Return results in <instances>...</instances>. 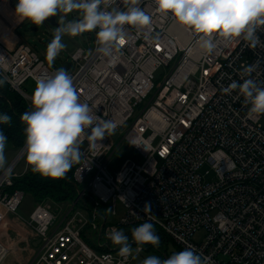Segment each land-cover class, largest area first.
<instances>
[{"label": "built area", "instance_id": "2783aa9c", "mask_svg": "<svg viewBox=\"0 0 264 264\" xmlns=\"http://www.w3.org/2000/svg\"><path fill=\"white\" fill-rule=\"evenodd\" d=\"M132 6L149 14L152 23L143 29L125 26L126 43L115 65L95 51L96 43L66 62L80 102L101 119L114 121L115 132L123 136L118 145L113 135L95 145L82 138L73 181L79 198L90 197L94 206L89 210L81 202L58 225L48 204L36 205L28 220L18 219L26 195L6 190L19 177L15 170L22 159V175L30 169L26 150L7 167L10 173H0V232L17 236L12 245L0 238V264L22 236L28 247L40 241L30 264H130L133 252L121 257L106 233L144 222L165 232L181 250L191 246L209 256L212 264H264V114H251L238 91L222 90L232 80L248 78L243 69L251 64L259 65L251 78L264 82V47L249 48L242 37H216V49L206 53L197 34L159 13L154 0L136 5L114 0L111 5L122 11ZM15 9L14 0H0V74L7 76L11 90L32 103L24 86L36 85L58 69L18 36L26 21L18 19ZM258 35L264 41V32ZM167 68L170 72L157 85L158 72ZM123 143L140 162L128 159L111 173V157ZM207 166L215 174L213 181H205L210 170L200 173ZM149 202L152 215L142 211ZM105 205L112 209L108 215L100 214ZM118 205L123 215L117 222L110 217H117ZM14 222L21 224V234ZM85 226L98 232L92 245L83 234ZM201 230L205 237L197 243L193 238ZM136 249L137 254L146 250Z\"/></svg>", "mask_w": 264, "mask_h": 264}, {"label": "clouds", "instance_id": "9594fccd", "mask_svg": "<svg viewBox=\"0 0 264 264\" xmlns=\"http://www.w3.org/2000/svg\"><path fill=\"white\" fill-rule=\"evenodd\" d=\"M139 0H132L136 5ZM114 0H18L15 13L19 20L42 25L50 17H59L53 39L48 43L46 61L52 65L66 48L63 36L76 37L83 33H96L97 53L110 58L115 65L126 43L125 26L143 29L151 25L152 17L139 7L127 11L111 7ZM156 10L170 15L179 25L197 34V44L206 53H212L217 43L215 38L232 40L242 37L252 49L264 47L259 32H264V0H154ZM111 8V10H109ZM77 17L67 19L69 14ZM4 56L0 55V61ZM258 64L246 66L248 76L243 82L232 80L224 87V93L234 90L250 105L251 114H264V82L251 78ZM7 83V76L0 74V87ZM25 125L26 163L33 173L53 179H62L82 157V138L93 145L106 136L114 135L118 125L112 120L101 119L87 103L79 100L73 77L64 69L45 75L36 81L32 110L21 117ZM11 117L0 113V124H10ZM7 136L0 130V170L7 173L5 147ZM111 212L112 209H106ZM151 214V204L142 209ZM133 241L142 246H160V237L154 224L144 222L132 228ZM106 239L119 246V255L127 259L132 255V244L122 229L112 228ZM142 264H212L211 258L194 247H185L161 259L157 255L146 257Z\"/></svg>", "mask_w": 264, "mask_h": 264}, {"label": "rangeland", "instance_id": "374dc122", "mask_svg": "<svg viewBox=\"0 0 264 264\" xmlns=\"http://www.w3.org/2000/svg\"><path fill=\"white\" fill-rule=\"evenodd\" d=\"M73 17H77L78 18V14L77 13H71L69 14V16L67 17V19H72ZM50 18H55L56 19V24L58 25V20L59 17H50ZM30 28H37L38 32H32L29 31L28 33H25V29H30ZM56 27H53L50 23L48 22H44L42 25H35L32 24L30 21H26L23 26L21 28H19V30L17 31L18 36L21 38V40L26 43L29 44L33 50H35V52L44 60L46 61V50H47V45L48 43L53 39V33L55 31ZM62 42L65 43L66 48L56 57L55 61L53 62L52 66H54L57 69H63V65L68 61H71L72 55L78 51L79 49H83V50H90L92 48H94L95 43H96V33L91 32V33H83L79 36L76 37H70V36H63L62 38ZM47 62V61H46ZM48 63V62H47ZM76 69V67L73 68L72 72H74ZM170 68L167 69H160V71L157 74V85H159L163 78L164 75L167 72H170ZM36 85L33 82H28L25 86L24 89L28 92V94L33 96V92L35 89ZM152 98V97H151ZM145 103H149L150 99ZM29 105V109L32 110V103L29 102L28 100H26L25 98H23ZM143 108V106L141 107ZM131 123L128 124L125 128L124 131H127L128 128L130 127ZM122 133L120 131L115 132V134L113 135V138L116 142V144L118 145L121 140H122ZM7 149V150H6ZM8 147H5V157H6V168L14 161V159L17 157V155L19 154L20 151H11L8 150ZM11 149V148H10ZM128 159H134L137 162H140V160L136 157V155L134 154V152L130 149V147L128 145H126L125 143L120 144L119 145V149L116 150V152L112 155L111 157V164L109 165V171L111 173H113L114 171L118 170L120 168V166ZM22 169V173L18 174V172H20ZM210 170V175L206 178L205 181H213L215 179V174L214 172L211 170L210 167H203L200 170L201 174H205L207 171ZM3 170H0V172ZM25 171V161L22 159L16 170L15 173L19 175V177L22 176V174ZM18 177V178H19ZM84 199V197L81 199L79 198V195L77 197V199L75 201H71L68 203H54L50 200H46L40 204H48L52 207L54 213L57 216V222L56 225L62 223L63 219L66 217V214L71 210V209H78L80 208V204L81 201ZM35 207V203L33 201V199L31 198V196L27 195L24 198V202L23 204L19 207V209L16 212V216L18 217V219L20 220H28L30 217L31 212L33 211ZM117 217L115 218H111L113 220H116L118 222V220L120 219V217L123 215V208L122 206L118 205L117 206ZM111 220V221H113ZM99 225L102 223V221H98ZM13 224L17 225V229L19 228V233L21 234V229L22 226H20L21 224L18 222H14ZM84 230V236L87 239L88 242L91 243V245L96 242L97 238H98V232L96 230H89L87 228V226H85ZM5 238L7 240H9L10 244H15V241L17 240V236L15 234L9 233L5 234ZM205 237V231L201 230L199 231L195 236H194V241L197 243H201L204 240ZM20 238L18 237V240ZM93 241V242H92ZM4 242V241H3ZM111 245H113L110 242ZM26 243H18L12 247L11 252L7 258V260L5 261L4 264H30L33 255H34V249L32 247H28ZM168 256L171 255L173 252H178V248L176 247V245L174 244V242H170L168 245ZM132 252H133V257L131 259V263L130 264H142V261L150 256V255H157L159 257H161V254L154 250V249H149V250H144L141 254H137V249L136 246H132ZM167 257V256H166ZM166 257H161V259L166 258Z\"/></svg>", "mask_w": 264, "mask_h": 264}, {"label": "trees", "instance_id": "16d2710c", "mask_svg": "<svg viewBox=\"0 0 264 264\" xmlns=\"http://www.w3.org/2000/svg\"><path fill=\"white\" fill-rule=\"evenodd\" d=\"M25 111H30L29 105L19 93L11 90L7 83L3 87H0V113H7L11 117L10 124H0V130H2L8 138L6 143V147L9 148L8 150L20 151L25 146V125L20 119L21 115ZM76 167L77 164H74L66 176L62 179H53L50 177L41 176L40 174L33 173L30 168L24 175L14 179L13 186L7 189L6 192L12 194L16 190L23 191L26 196H31L35 206L46 200H50L58 204L75 201L79 195V187H77L73 181V174ZM81 202L85 203V207L89 210L94 206V200L90 197H84ZM108 208L109 206L107 205L102 206L100 209V214L108 215V212L106 211ZM139 225L140 224H131L121 226L119 228L122 229L126 235H128L129 242L132 244V246L138 245L132 239L131 230L132 228ZM154 227L160 237L159 248H156L150 244H145L142 246H144L146 250L152 248L158 251L161 254V257H166L168 256L167 245L173 241L161 229L155 225ZM176 247L179 251H181L177 245Z\"/></svg>", "mask_w": 264, "mask_h": 264}, {"label": "water", "instance_id": "95a60500", "mask_svg": "<svg viewBox=\"0 0 264 264\" xmlns=\"http://www.w3.org/2000/svg\"><path fill=\"white\" fill-rule=\"evenodd\" d=\"M17 3H18V0H14V5H15V7H16ZM46 22L50 23L53 27H58V26H59V25L56 24V19H55V18H48V19L46 20ZM24 31H25V33H28L29 31H32V32H38V29H37V28H30V29H25ZM70 68H71V63H65V64L63 65V69L66 70V71H69ZM22 150H23V149H22ZM22 150H21L20 152H22ZM19 154H20V153H19ZM19 154H18L17 157L14 159V162L17 160ZM39 243H40V241L35 242V243H34V247H37Z\"/></svg>", "mask_w": 264, "mask_h": 264}, {"label": "crops", "instance_id": "0c3cea01", "mask_svg": "<svg viewBox=\"0 0 264 264\" xmlns=\"http://www.w3.org/2000/svg\"><path fill=\"white\" fill-rule=\"evenodd\" d=\"M1 172H2V171H1ZM1 172H0V173H1ZM21 173H22V169H21L20 172H18V174H21ZM12 220H13V216H12V215H9V216H8V221L12 223ZM22 237H23L22 242H24V238H25V237H24V236H22ZM0 238L2 239V241H4L5 244L12 245V244L9 243V240H7V239L5 238V236H3L2 232H0ZM32 248L34 249V253H35V248H34V246H33Z\"/></svg>", "mask_w": 264, "mask_h": 264}, {"label": "bare ground", "instance_id": "6f19581e", "mask_svg": "<svg viewBox=\"0 0 264 264\" xmlns=\"http://www.w3.org/2000/svg\"><path fill=\"white\" fill-rule=\"evenodd\" d=\"M26 150H27V149H25V150L20 154V156H19V158L17 159V161H19V160L23 157V155H24V153H25Z\"/></svg>", "mask_w": 264, "mask_h": 264}]
</instances>
